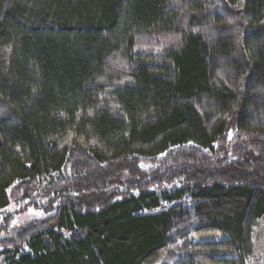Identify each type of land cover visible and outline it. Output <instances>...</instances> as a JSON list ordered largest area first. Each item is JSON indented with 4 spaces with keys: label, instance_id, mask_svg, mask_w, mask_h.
<instances>
[{
    "label": "trees",
    "instance_id": "obj_1",
    "mask_svg": "<svg viewBox=\"0 0 264 264\" xmlns=\"http://www.w3.org/2000/svg\"><path fill=\"white\" fill-rule=\"evenodd\" d=\"M18 183L50 214L0 264H249L264 0H0V214Z\"/></svg>",
    "mask_w": 264,
    "mask_h": 264
},
{
    "label": "rangeland",
    "instance_id": "obj_2",
    "mask_svg": "<svg viewBox=\"0 0 264 264\" xmlns=\"http://www.w3.org/2000/svg\"><path fill=\"white\" fill-rule=\"evenodd\" d=\"M233 132L229 133V143ZM230 148V147H229ZM144 169H153L156 164H142ZM169 188V186H168ZM10 205L0 214V250L9 243L7 240L16 237L17 233L35 221L46 218L47 213L43 206L47 198L35 191L32 197L27 198L20 183L10 189ZM39 204V205H38ZM254 250L249 264H264V217L258 220L253 231ZM172 264L173 259L168 254L163 255L158 264Z\"/></svg>",
    "mask_w": 264,
    "mask_h": 264
}]
</instances>
